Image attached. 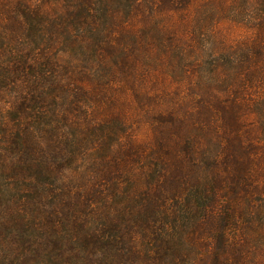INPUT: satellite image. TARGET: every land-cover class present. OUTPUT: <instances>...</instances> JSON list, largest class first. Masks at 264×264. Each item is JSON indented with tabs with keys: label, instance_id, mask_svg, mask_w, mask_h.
<instances>
[{
	"label": "trees",
	"instance_id": "trees-1",
	"mask_svg": "<svg viewBox=\"0 0 264 264\" xmlns=\"http://www.w3.org/2000/svg\"><path fill=\"white\" fill-rule=\"evenodd\" d=\"M6 15L0 264H264V0H10ZM186 66L179 101L146 109L152 135L129 133L138 77Z\"/></svg>",
	"mask_w": 264,
	"mask_h": 264
},
{
	"label": "rangeland",
	"instance_id": "rangeland-1",
	"mask_svg": "<svg viewBox=\"0 0 264 264\" xmlns=\"http://www.w3.org/2000/svg\"><path fill=\"white\" fill-rule=\"evenodd\" d=\"M0 7H1V11L4 13L3 15H0V19L5 18L9 20L8 18L9 16L6 15V11L10 10V0H2ZM228 28L229 29H227V33L230 35L231 38H233V40L242 41L243 39H245L246 37L245 28L240 23H238V26L236 27H233V23H231V25H229ZM219 35L221 34L219 33ZM7 49H10L9 44H7L1 52H4ZM189 54L191 55L193 53L189 52ZM191 61L192 60H189L184 65L190 66L193 63ZM173 66L177 67L178 64L174 63ZM185 68L180 70H178V68L170 70L168 74L169 78L167 77L162 78L160 76L152 77L146 80L145 83L142 81V76L138 77L137 84L139 85V89L137 90V93L129 96V98L133 102V105L127 109V112L129 113L128 114L129 123H128L127 131L129 133H134V134L137 133V135L141 137L143 135L150 134L155 127H158V125L155 124L156 120L148 117L145 114L146 109L147 107H155L158 98H162V100H164L170 106H173L177 103V100L179 99L180 95H183L180 94L178 88L182 87L184 84L191 82L190 78L192 77V72H193L192 69L196 70L195 67H190V68L187 67L186 70L187 72L185 74L184 73ZM216 89L218 90L220 88H216ZM183 91L184 88L182 92ZM171 92L173 93L172 95L165 94ZM13 94H14L13 88L11 87L3 88V90L0 92V113H1V109L5 106V104L8 105V100H10V97H12ZM140 96L150 99L147 100L144 98H140ZM118 107L119 106L112 108V106L109 105L108 101L105 100V103L103 102L102 104L103 109L101 110V113L104 116H106V114L110 115L111 117L116 116L115 110ZM152 123H154V125H152ZM126 138H128L127 135L124 136L123 140H127Z\"/></svg>",
	"mask_w": 264,
	"mask_h": 264
}]
</instances>
